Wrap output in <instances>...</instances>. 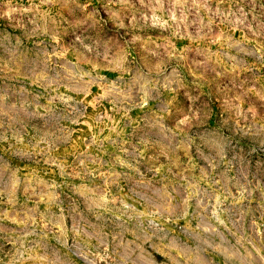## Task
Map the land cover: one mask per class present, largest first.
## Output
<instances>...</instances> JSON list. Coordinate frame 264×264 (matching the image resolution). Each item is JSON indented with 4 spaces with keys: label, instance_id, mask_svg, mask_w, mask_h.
<instances>
[{
    "label": "rangeland",
    "instance_id": "rangeland-1",
    "mask_svg": "<svg viewBox=\"0 0 264 264\" xmlns=\"http://www.w3.org/2000/svg\"><path fill=\"white\" fill-rule=\"evenodd\" d=\"M158 4L0 0V264H264V0L180 16L238 61L115 41ZM103 75L164 95L120 121Z\"/></svg>",
    "mask_w": 264,
    "mask_h": 264
},
{
    "label": "crops",
    "instance_id": "crops-1",
    "mask_svg": "<svg viewBox=\"0 0 264 264\" xmlns=\"http://www.w3.org/2000/svg\"><path fill=\"white\" fill-rule=\"evenodd\" d=\"M162 1V2H161ZM164 1V3H163ZM196 0H159V6L157 10L153 13V17H159V20L162 22H146L140 26V33H132L133 29L124 24V29L122 32H119V38L115 41H119L124 45H127L131 41H141V45L146 47L154 46H163L165 42L169 39L165 34L160 33L159 31L168 30L175 37V45L187 46L197 48L211 47L215 46H235L236 49V58L238 60H244V46H254L255 42H248L244 39L239 40H226V39H213L207 38L208 34L206 31L210 28L209 24L206 22H200L199 20L188 21L181 20L180 16L182 14H197V8L194 5ZM161 2V4H160ZM172 14L175 18L171 22L164 20V16ZM146 15H150L146 12ZM165 21V24H164ZM160 23V24H159ZM142 32V33H141ZM129 34V35H127ZM100 39V38H99ZM241 52V54H238ZM204 59H206L204 55ZM97 89L99 90L98 94L109 101L111 108L117 115H120L122 112H125L127 116L125 118L121 116L120 121L124 119H133L140 116L147 110H151L154 107L158 106L159 99L161 95H164L163 92L155 91L153 89H142L136 93L131 94L128 92L130 89V82L126 80L123 75L115 76L113 78L105 77L104 75L100 77V81L97 82ZM136 100L137 105L131 106L130 104Z\"/></svg>",
    "mask_w": 264,
    "mask_h": 264
}]
</instances>
